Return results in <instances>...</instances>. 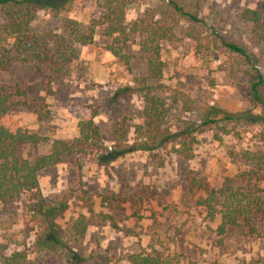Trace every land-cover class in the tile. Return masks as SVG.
Segmentation results:
<instances>
[{"label":"rangeland","instance_id":"obj_1","mask_svg":"<svg viewBox=\"0 0 264 264\" xmlns=\"http://www.w3.org/2000/svg\"><path fill=\"white\" fill-rule=\"evenodd\" d=\"M156 1L142 0L132 12L142 14ZM199 2L207 25L204 44L188 39L183 29L163 44L160 83L201 105L221 107L236 120L197 129L189 159L175 152L178 144L113 158L117 144L132 143L140 121L136 81L146 71L137 45L119 42L125 63L109 52L112 39L98 26L93 43L80 46L76 59L63 61L58 54L65 20L89 25L101 11L98 2L76 4L57 18L38 11L32 39L21 49L2 33L7 19L0 9V55L9 57L7 69L0 70V88L12 95L14 123L51 143L78 137L79 122L91 121L100 146L39 173L45 204H66L53 226L37 218L27 193L0 202V246L8 255L21 253L24 264H128L131 255L156 246L169 248L177 264H264V125L248 91V70L214 42L220 36L245 47L264 79V42L257 44L253 25L240 18L247 8L262 12L264 0ZM261 91L264 95V84ZM182 121L200 123L180 104L169 123ZM49 149L26 145L20 154L32 159ZM229 187L257 197L261 207L249 222L219 235V220L209 221L198 200L210 188Z\"/></svg>","mask_w":264,"mask_h":264},{"label":"trees","instance_id":"obj_2","mask_svg":"<svg viewBox=\"0 0 264 264\" xmlns=\"http://www.w3.org/2000/svg\"><path fill=\"white\" fill-rule=\"evenodd\" d=\"M90 0H0L7 21L2 33L12 38V47L21 49L30 41L31 29L36 14L48 10L52 18L62 14H70L76 4ZM101 11L96 19H91L89 25L66 19L63 26L65 37H59V57L63 61L76 59L80 46L93 43L94 30L100 26L105 35L112 39L107 45L109 52L117 59L128 62L127 55L122 52L119 42L137 45L146 71L144 80H137L138 92L142 100L140 121L133 128L132 143H121L114 147L113 158L135 152H152L165 145L178 144L175 150L179 157L189 159L192 145L196 142L194 132L204 126L224 122H234L236 116L215 105H201L188 95L169 91L160 83L165 69L161 58L162 45L177 39V32L183 29L184 35L204 44L203 29L207 26L200 17L199 0H157L153 7L147 8L142 14L132 12L142 0H95ZM152 1V0H151ZM133 15H135L133 17ZM240 18L245 23L253 25V37L257 44L264 42V6L263 11L244 9ZM225 56L232 57L239 67L248 70L250 81L248 91L260 108L257 119L264 125V95L263 76L256 67L252 55L247 49L224 37L218 36L214 41ZM213 42V43H214ZM214 43V44H215ZM9 63L7 54L0 55V70H6ZM170 94V95H169ZM170 96V97H169ZM183 105L187 111H192L200 123L182 121L179 126H171L169 114L173 108ZM182 108V107H181ZM12 95L0 88V202L9 203L23 193L32 200V211L38 219L53 226L54 219L66 208V204L57 202L47 206L41 194L38 175L52 168L65 158L74 155L79 150L92 147L100 148L99 134L91 121H81L78 124V137L69 141L53 140L30 133L17 126L12 118ZM49 144V151L32 159L23 158L20 149L26 145ZM204 208L209 221L219 220L217 233L224 235L228 230L238 226L240 222L247 223L260 209L261 202L255 196L246 194L231 187L225 189L210 188L198 200ZM79 228L83 222H79ZM47 246V245H46ZM0 264H24L21 253L7 254L0 246ZM128 264H177L175 256L170 255L169 248L160 250L150 246L148 250L133 254Z\"/></svg>","mask_w":264,"mask_h":264}]
</instances>
